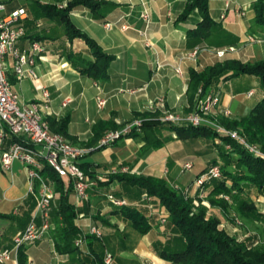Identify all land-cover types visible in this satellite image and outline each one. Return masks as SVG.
I'll return each instance as SVG.
<instances>
[{
  "label": "crops",
  "instance_id": "crops-1",
  "mask_svg": "<svg viewBox=\"0 0 264 264\" xmlns=\"http://www.w3.org/2000/svg\"><path fill=\"white\" fill-rule=\"evenodd\" d=\"M36 1L60 7L72 0H0V3L4 5L6 13L24 9L27 14V19L23 21L26 35L18 44L20 50H28L31 41H39L44 46L41 58H36V72L50 94L49 114L44 115L45 120L57 121L68 116L69 141L75 146L89 149L87 158L81 162L92 163L96 180H93V187L87 190L88 200L81 206L76 208L73 194L69 198L78 211L76 224L85 236L90 235L91 228L102 233L105 251L113 255L115 264H171L160 259L153 247L156 242L166 239L164 226L160 225L164 209H157L153 204L143 207L153 225L146 235H139L113 213L116 207L108 201L106 194L136 204L141 193L115 182L107 184V176L119 164H123L130 167L134 174L163 178L162 174L168 172L165 168L168 163L177 164L173 173L177 175L180 163L194 161L193 170H196L185 181L189 184L203 170L198 158H194V155L179 158L183 150L181 146L178 149L179 141L175 140L167 126L159 133L160 140L164 142L159 149L149 148L141 138L124 139L102 150L97 149L99 145L92 147L90 144L93 128L98 122L110 121L119 126L124 121L136 119L137 114L154 113L155 109L152 111L150 107L155 106L159 98L164 99L170 111L186 114L189 71L199 72L219 61L207 51L200 53L196 61L185 57L195 47H209L204 42L194 45L187 39V32L196 27L199 16L193 13L185 22L178 21L185 6L184 0H96L111 5L103 19H94L85 7L75 8L70 13L75 26L113 57L108 80L97 82L81 75L67 56L73 52L84 59H91L85 43L81 39L70 42L62 29L52 21L34 19L33 2ZM255 1H209L210 17L224 34V39L228 40V44L220 48L234 49L226 55L225 60L248 63L264 60V24L259 26L254 21L252 5ZM238 8L244 10L243 15H240ZM143 11L149 15L147 26L140 17ZM37 37L43 39L36 40ZM251 37L256 41L248 42ZM147 43L150 46H146ZM176 68L181 70L180 74L175 72ZM8 78L23 101L37 100L38 92L30 80L17 83L10 73ZM212 90L220 93V107L227 108L233 119L247 116L264 97L258 79L247 75L227 78ZM250 92L251 96L247 97ZM98 97L106 100L102 110L96 106ZM65 99L70 102L63 107ZM194 142L183 141V144L192 147ZM191 151L196 153L195 150ZM36 198L37 186L30 191L27 173L21 162L14 161L8 171L0 167V214L11 216V219H0V250L11 246L15 235L25 230L31 218L27 220L24 213L33 200L32 216ZM55 200L56 195L52 201L51 215ZM259 222H264V218ZM25 248L27 263L77 264L72 257L55 252L50 232ZM82 251L87 252V248ZM54 256H59L64 262H58ZM7 264L16 263L11 261Z\"/></svg>",
  "mask_w": 264,
  "mask_h": 264
},
{
  "label": "trees",
  "instance_id": "trees-1",
  "mask_svg": "<svg viewBox=\"0 0 264 264\" xmlns=\"http://www.w3.org/2000/svg\"><path fill=\"white\" fill-rule=\"evenodd\" d=\"M185 6L179 15L178 21L185 22L193 13H197L200 21L196 27L187 32V39L192 44L205 43L209 47L220 48L228 44L224 34L220 31L209 13L210 0H184ZM35 7L34 19L43 18L57 24L64 36L73 42L81 39L89 50L91 59H84L80 54L68 53L70 62L77 66L81 75L97 82H106L109 78L108 71L113 57L106 54L102 48L87 34L78 29L70 18L72 10L85 7L90 10L94 19H103L110 3L96 0H72L65 8L53 5H44L33 2ZM255 14V23L264 24V0H256L252 5ZM43 38H36L41 40ZM241 75L253 76L258 79L264 95V60L255 63L242 62L235 59H226L215 62L197 72L189 71V81L186 91L188 109L186 114L197 112L198 91L206 94L217 84L227 78ZM136 118L142 120L140 127H134L131 131L114 141L128 138H141L149 148H162L164 142L160 140L159 133L167 126L174 138L180 141L205 140L214 145L217 157L211 164L220 163L221 178L209 183L205 191V198L211 206L226 209L228 204L220 196L229 197L235 211L242 218L251 221H260L264 218L263 209L257 206V202L251 199L249 189L256 190L257 197H264V97L242 118H218V123L227 131H237L249 144H256L260 148L262 156L251 153L245 145L229 135L219 134L208 124L199 126L176 125L159 119V113H141ZM67 116L60 120L47 119L51 132L70 139L68 135ZM124 126H117L112 122L100 121L93 128L91 146L100 144L105 133L117 131ZM217 140V141H216ZM22 139L11 137L9 142H21ZM108 146H98L102 150ZM228 148V150L225 149ZM87 158V155L81 160ZM79 162V168L91 180H96L92 163ZM39 175L52 184L56 200L51 215L54 229L50 231L54 250L59 255L70 256L77 264H105L104 257L107 253L102 239L94 235L84 236L76 224L78 211L70 202V196L74 192L73 181L69 178H61L45 162L42 163ZM200 173L196 175L199 177ZM118 183L122 187L138 190L141 193L140 200L136 204L127 203L116 207L113 212L126 222L130 228L141 236L146 235L152 229L149 214L143 211L147 204H153L157 209H165L167 216L164 222L166 239L156 242L154 250L158 257L171 264H264V245L249 248L246 243L237 242L236 238L218 228L220 220L214 215H208L207 209L201 205L194 207V198H185L177 189L164 179L134 173L110 172L107 176V184ZM112 195L113 194H106ZM115 198V197H114ZM150 198L151 200H148ZM116 199V198H115ZM124 201L122 199H117ZM24 213L30 220L34 206ZM160 215V214H159ZM0 219H11V216L0 214ZM84 239L87 252H83L75 246V241ZM18 264H27L26 248L18 251Z\"/></svg>",
  "mask_w": 264,
  "mask_h": 264
},
{
  "label": "built area",
  "instance_id": "built-area-1",
  "mask_svg": "<svg viewBox=\"0 0 264 264\" xmlns=\"http://www.w3.org/2000/svg\"><path fill=\"white\" fill-rule=\"evenodd\" d=\"M228 5H226L227 7ZM243 15V14H241ZM141 19L149 23L147 11L140 15ZM27 19L24 9L13 10L6 13L5 7L0 3V167L3 170H10L14 161H19L25 167L30 191L37 186L36 206L31 216V220L23 232L18 233L12 240L11 246L0 250V264H7L15 261L18 263V251L22 247L33 243L45 237L54 229L51 223V205L55 197L53 188L44 178L39 175L42 169V163L45 162L61 178H69L74 185V200L76 208L88 200L87 190L94 185V181L88 178L79 168L78 163L89 153V150L82 149L70 144L63 136L53 133L46 122L44 115L49 114L50 94L45 86L40 82L36 72V58H41L44 46L39 41H31L29 49L20 50L18 44L26 35L23 21ZM110 27L109 24L106 25ZM144 35V33H143ZM256 40L249 38L248 42L253 43ZM146 46H150L149 43ZM212 53L218 60L224 59L228 53H232V47L209 48L195 47L187 52V60L196 61L202 52ZM177 74L181 73L179 68L175 69ZM11 74L17 83L23 80H30L36 91L38 98L32 102L23 101L13 89V85L8 78ZM251 92L247 97L251 96ZM197 112L190 115H181L170 112L165 109L163 98L157 99L155 106L150 110L160 111L161 120L176 125L199 126L203 123L211 125L219 134L229 135L238 142L242 143L247 149L256 156H262L255 147L247 145L243 139L236 133L225 131L218 125L209 122L205 116L215 113L225 117H230V111L227 108L220 107V93L212 89L206 94L198 91ZM70 101L65 99L62 106L65 107ZM106 100L98 97L96 106L98 110L105 107ZM154 111V112H155ZM142 120L134 119L126 124L122 129L109 131L101 139L99 146H109L114 141L128 134L132 128L140 127ZM11 137L22 139L21 142H9ZM186 169L191 165L186 163ZM120 173H134L127 165L119 164L113 171ZM218 168H212L209 172L203 174L195 180L194 185L199 188L211 177L218 176ZM108 201L117 207L126 205L125 201L115 199L112 195H107ZM148 200H151L148 198ZM164 215H161V223L165 222ZM39 222V225L37 224ZM90 235L102 239V233L91 228ZM85 236V235H84ZM75 246L83 250L85 247L84 239L75 241ZM105 264H115L111 253H106L104 257ZM27 264H38L29 261Z\"/></svg>",
  "mask_w": 264,
  "mask_h": 264
},
{
  "label": "rangeland",
  "instance_id": "rangeland-1",
  "mask_svg": "<svg viewBox=\"0 0 264 264\" xmlns=\"http://www.w3.org/2000/svg\"><path fill=\"white\" fill-rule=\"evenodd\" d=\"M66 5L62 4L58 8H60V9L65 8ZM238 10L240 11V15L244 14L243 13L244 10H240L239 8H238ZM104 17H106V15ZM254 21H255V16H254ZM224 60H225V58L221 59L219 61H224ZM164 106H165L166 110L170 111V109H167L165 101H164ZM156 112L159 113V119L161 120V117H162L161 112L155 111V113ZM170 112H173V111H170ZM173 113L181 114L178 112H173ZM192 113L181 114V115H190ZM230 115H231V113H230ZM220 117L230 118V117H225V116H222L221 114L215 113L213 115L205 116V119L209 120V122H212V123L218 125L219 127H221L222 129H224L225 131H227L223 126H221L218 123L217 120ZM230 119H233V118H230ZM130 122H131V119L128 121H124L119 126H125L126 124H128ZM228 132L236 133L238 135V137L243 139L247 145H249L251 147H255L257 150L260 151V148L258 145L247 143L245 138L242 137L237 131H228ZM175 140H177V139H175ZM67 141L70 144H72L69 140H67ZM177 141H179L178 149H179V146H181V150H183L182 153L180 154L179 158L184 159L189 155H194V158H196V159L198 158L199 165L203 168V170L199 172L200 173L199 177H201L203 174L209 172L212 168H215V167L218 168V172H219L218 176L217 177H211V179L206 181L199 188H196L194 185L195 180L198 179L199 177L195 176L193 178V180L189 184H187L185 181H187V179H189L190 175L193 172H195L196 169L193 170L194 165L192 162H194V161H192V162L186 161V162L180 163L178 165L179 169H178L177 175L173 174L176 171L175 165H177V164L176 163L174 164V162L168 163L167 166H165V168L168 172L166 174H162V177L164 179H166L174 189L179 190L181 192V194L184 195L185 198L195 197L194 201H193L194 207H198L199 205L205 207L207 209L208 215H214L221 221L218 228L220 230L225 231L227 234L235 237L237 242L246 243L249 248H251V247L256 248V247L263 246L264 245V222H259V221H255V220L251 221V220L240 217L238 215V213L235 211L234 206L231 203L229 197H227V196H220V198H223L226 201V203L228 204L226 209H222V208L217 207V206H211L210 203L205 198V195H206L205 191L208 190L207 185L209 183H211L212 181L219 180L221 178V171H220V165L221 164L220 163L211 164L212 160L217 157L216 147L214 145H211L210 142H206L205 140H201V139L193 140L192 142H194V141L195 142L192 143V147L185 146V144H183V141H180V140H177ZM72 145L75 146L74 144H72ZM76 147H78V146H76ZM79 148L87 149L84 147H79ZM225 149L228 150L227 147H225ZM87 150H89V149H87ZM191 150H195L196 153H191L192 152ZM186 163H189L191 165L190 169H186L184 167V165ZM178 178L180 179L179 181H177ZM248 191H249L251 199L255 200L257 202L256 203L257 206L260 207L261 209H263L262 206L264 203V197L261 195H258V197H257L256 190L253 188H250ZM164 211H165V209H164ZM262 211H264V210H262ZM163 215L167 216L166 211H165V214H163ZM160 225L163 226L164 224L161 223ZM83 248H85V247H83ZM54 259H56L60 263L64 262V260L62 258H60L59 256L58 257L54 256ZM114 263H115V261H114Z\"/></svg>",
  "mask_w": 264,
  "mask_h": 264
}]
</instances>
